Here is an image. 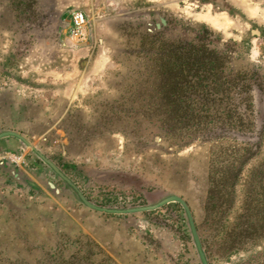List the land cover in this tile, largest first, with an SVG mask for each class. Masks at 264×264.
Wrapping results in <instances>:
<instances>
[{
  "label": "rangeland",
  "instance_id": "1",
  "mask_svg": "<svg viewBox=\"0 0 264 264\" xmlns=\"http://www.w3.org/2000/svg\"><path fill=\"white\" fill-rule=\"evenodd\" d=\"M170 44L222 56V80L240 76L229 98L173 118ZM4 130L98 207L181 197L207 264H264V0H0ZM8 147L0 138V158ZM22 151L28 185L0 173V264H202L181 203L95 210Z\"/></svg>",
  "mask_w": 264,
  "mask_h": 264
},
{
  "label": "trees",
  "instance_id": "2",
  "mask_svg": "<svg viewBox=\"0 0 264 264\" xmlns=\"http://www.w3.org/2000/svg\"><path fill=\"white\" fill-rule=\"evenodd\" d=\"M167 47H168V54H166L165 58H162V63L165 68V70H163L164 73L163 75L165 78L164 84L166 85V91H167L166 101L167 103H169V107H171L170 112L173 115V118H174V113L177 112H180V115L183 117H187L189 114L193 115L192 111H194L195 115H198L200 110H202L203 108H201V106L194 107L193 105H191V102L196 103L197 100H201L202 101L201 104L205 107V110L207 112L211 108V106L210 107L208 106V102L212 101V103L214 104V101L218 99L219 95L221 96V99L219 100H223V97L229 98L232 88L229 86L226 87L223 86L225 83L226 84L234 83V85L235 83L237 84V81L239 80L240 76L235 75V77L224 78L222 80V76L218 74V72L221 73L223 71V62H221L222 56H220L216 51L209 50L201 46L189 47L188 45L186 46V45H178V44L177 45L170 44ZM244 83L245 82L239 85L240 88L239 90L243 91L245 90V88H249V84H244ZM190 87L197 89V91L194 90V92H188ZM221 87L223 88L221 89ZM220 92L221 94H219ZM238 93L240 94L241 92ZM228 126L232 128L234 127V124L230 122ZM2 132H15V131L4 130L1 131L0 133ZM5 137H15L20 141H22L21 138L13 134H7L1 138H5ZM33 151L38 157V159L41 162H43L45 165L50 166L46 162V159L49 160L51 163H53L49 158H47L43 153H41L36 148ZM73 185L75 184L73 183ZM72 190L80 191L76 186L75 188H72ZM106 209L111 210V211H105L107 213L131 214V213L117 212L122 209H114V208H106ZM123 209H128V208H123ZM112 210H114L115 212Z\"/></svg>",
  "mask_w": 264,
  "mask_h": 264
},
{
  "label": "water",
  "instance_id": "3",
  "mask_svg": "<svg viewBox=\"0 0 264 264\" xmlns=\"http://www.w3.org/2000/svg\"><path fill=\"white\" fill-rule=\"evenodd\" d=\"M161 23L162 24L165 23V20L163 18H161ZM156 26L159 28L160 27V24H157ZM7 134H13V135L18 136L19 138H21V140L23 141V143L25 145H27L28 147H30L32 150L35 149V147L33 145H31L23 136L19 135L18 133H15V132H2V133H0V138L3 137V136H5V135H7ZM46 162L50 165V167L52 168V170L54 172H56L61 178H63V180H65V182L68 185H70L72 188H75V185H73V183L71 182V180L69 178H67L53 163H51L47 159H46ZM49 186H50V188H55V186L51 182H49ZM55 191L56 192H59V189L58 188H55ZM75 193L78 195L79 199L86 206H88L89 208H93L95 210H99V211H103V212H105V211H111V210H108L106 208L98 207V206L92 204L91 202H89L83 196V194L80 191L75 190ZM172 201L179 202V203H181L184 206V208L186 210V213H187V216H188V219H189V224H190V227H191V232H192V234L194 236V240H195V244H196V247H197V250H198V253H199V257L201 259L202 264H207V262H206V260L204 258V254H203V252L201 250V246L199 244V241H198L196 232H195V226H194V223H193V220H192V217H191L189 208H188V206L186 205V203L184 202V200L181 197H179L177 195H169V196H166V197L162 198L157 203L152 204V205L142 206V207H135V208H128V209H122V210H119L117 212H121V213H133V212L151 210V209H155V208H157L159 206H162V205H164L166 203H169V202H172ZM112 211H114V210H112Z\"/></svg>",
  "mask_w": 264,
  "mask_h": 264
},
{
  "label": "crops",
  "instance_id": "4",
  "mask_svg": "<svg viewBox=\"0 0 264 264\" xmlns=\"http://www.w3.org/2000/svg\"><path fill=\"white\" fill-rule=\"evenodd\" d=\"M4 139L5 143L9 145L7 153L10 159L0 158V173L4 175L10 173L12 178L20 185H28L26 177L23 176V171L19 166H16L17 164L14 162L16 158L24 155L22 148L25 144L15 137H5Z\"/></svg>",
  "mask_w": 264,
  "mask_h": 264
},
{
  "label": "built area",
  "instance_id": "5",
  "mask_svg": "<svg viewBox=\"0 0 264 264\" xmlns=\"http://www.w3.org/2000/svg\"><path fill=\"white\" fill-rule=\"evenodd\" d=\"M71 20L73 24V31L78 34H82L86 22L85 14L80 10H75L71 14Z\"/></svg>",
  "mask_w": 264,
  "mask_h": 264
}]
</instances>
